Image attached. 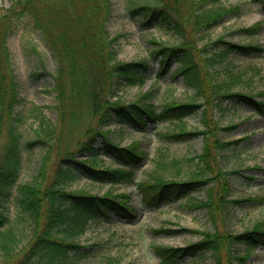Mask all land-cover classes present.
Instances as JSON below:
<instances>
[{"label": "trees", "instance_id": "16d2710c", "mask_svg": "<svg viewBox=\"0 0 264 264\" xmlns=\"http://www.w3.org/2000/svg\"><path fill=\"white\" fill-rule=\"evenodd\" d=\"M220 1L152 0L140 5L132 3L129 8L132 16L142 17L144 28L156 26L164 29L166 34L175 36V44L172 45L154 42L159 47L152 51V57H161L158 76H163L174 63H179L175 77L182 76L185 86L194 91L193 101L173 100L161 110L149 103L153 95L151 90L129 103L116 93L117 85H143L148 62L125 63L117 60L118 53L113 48L116 37L110 38L106 31V23L111 16L109 0H19L12 3L10 14L23 16L29 13L32 16L58 64L54 80L55 108L59 119L54 126H45L42 119L39 137L33 143L52 142L59 128L64 125L77 127L82 117H90L95 125H87L85 140L79 143L76 151H64L51 181L43 185L42 179V182L35 181L19 187L18 204L23 215L20 220L25 224L21 233L28 231L30 234V240L24 247L17 248L21 233H17L13 227L5 231L1 229L8 226V218L0 211V264H76L88 255L87 252H80L84 247L77 244L76 240L85 233L91 220L108 218L110 213L122 220L136 219L130 196L115 193L114 188L132 182L135 170L144 163L147 154L140 149L137 141L128 146L114 142L109 136L112 123L121 128L132 126L143 133L151 124L177 120L176 131L161 134V137L189 141L202 136V152L197 164L199 170L194 173L197 174L195 177L180 181L161 176L139 184L142 201L151 209L175 203L206 187L207 197L194 203L197 202V208L207 210L213 230L200 233L202 240L186 247L155 245L153 249L160 264H184V259L208 252L212 253L215 264H248L254 250L264 246V222L240 233L228 232L223 227L222 231L219 229L221 224L224 226L229 221L231 203L242 204L249 200L230 197L232 188L227 177L229 172L220 167L219 160L221 151L237 146L241 140H220L218 132L230 130L233 126L220 127L208 111L220 106L226 98H237L256 112L264 114V101H255L254 96L232 92L239 76L235 78L232 68L226 66L229 65L226 60L230 54H258L263 51L261 46L227 42L222 36L197 47L196 40L200 35L224 16L236 12V8L217 6ZM257 1L264 7V0ZM10 17L0 14V138L7 120L11 127V141L0 159V207L4 194L19 178L20 166L19 148L12 124L20 120L14 115L17 99L8 100L10 89L15 87L13 79H10L12 63L7 46L12 27ZM189 22L193 35H198L195 41L188 34ZM261 30V23H258L244 31L249 35H257ZM209 47L212 52L208 50ZM222 67L224 69L219 70ZM222 73L227 80H219ZM111 96L116 99L111 101ZM198 99L203 100V104H198ZM202 106L201 122L204 129L187 130L183 118ZM97 144L100 146L97 147ZM105 156H110L117 167L103 166L101 157ZM79 176L93 183L107 184L109 189L102 195L68 189V184ZM185 231L187 229L164 227L155 230L156 233L169 236ZM238 246L242 249H238Z\"/></svg>", "mask_w": 264, "mask_h": 264}, {"label": "rangeland", "instance_id": "374dc122", "mask_svg": "<svg viewBox=\"0 0 264 264\" xmlns=\"http://www.w3.org/2000/svg\"><path fill=\"white\" fill-rule=\"evenodd\" d=\"M19 0H0V14L9 15L12 3ZM111 16L106 23V31L110 38L116 40L113 44L117 51V60L125 63L147 61L148 71L143 85H117V94L126 102L135 101L138 96L148 90L153 92L149 103L161 110L164 105L173 100L190 102L194 99V91L184 85L181 76L174 75L180 64L174 63L163 76H158L161 68V57L153 58L152 51L159 47L155 41L168 45L175 44V36L166 34L164 29L156 26L144 28L141 16H132L129 8L133 4L140 5L152 0H109ZM223 8H236L235 13L224 16L218 23L207 29L196 40L197 47H202L211 41L225 37L227 42L239 45H260L263 51L258 54L244 56L232 53L226 63L234 71L235 82L232 92L254 96L255 101H264V7L257 0H221L217 5ZM12 17V27L7 39L12 73L10 79L15 87L10 89L8 100L16 97L14 115L20 118L12 122L13 134L19 148V178L4 194L0 211L8 218L5 231L13 227L17 233L25 226L20 220L22 213L18 204L19 187L35 181L45 183L54 178L60 157L66 150L76 151L79 143L85 140V131L89 123L95 125L90 117H82L77 127L64 125L58 129L55 140L45 144L33 143L38 137L42 119L46 125H55L59 114L56 105L54 75L58 64L42 31L36 27L32 16ZM10 17V19H11ZM261 23L262 30L257 35H249L244 30ZM187 28L191 40L195 41L192 25ZM209 47V51L212 52ZM196 59H198L197 52ZM224 67L219 68L223 70ZM219 75V80H227L225 74ZM218 78V76H216ZM119 87V88H118ZM111 101L116 98L110 97ZM221 105L208 111L213 121L220 127H231L230 130L218 132L222 141L241 140L228 150L221 151L220 167L229 172L228 179L232 188V199H248L242 204H230L228 225L219 229L232 233H240L254 228L264 222V114L258 113L251 106L237 98H226ZM198 104L203 100L198 99ZM204 106L195 113L183 118L186 129L195 131L204 129L201 115ZM69 119L66 120V124ZM177 120H167L149 125L145 132H140L132 126L121 128L111 124L110 138L121 146L138 142L140 149L146 152L147 159L135 170L131 183L115 186L114 192L128 194L130 204L136 211L135 220H122L110 213L108 218H97L90 221L85 233L76 240L80 252L87 256L76 264H160L153 247L155 245L170 247H186L202 240L200 233L213 230L207 210L197 208V200L207 197L206 187L191 193L188 197L175 203L164 204L151 209L142 201L139 184L152 181L157 177L185 181L195 177L199 170L198 156L202 152V136H196L189 141H176L161 137L164 133L176 131ZM10 121L7 120L0 138V159L3 157L11 141ZM43 137L42 135H40ZM100 142V141H99ZM29 143H32L29 146ZM51 145V148L49 145ZM97 147L100 144L96 145ZM50 150L49 154L48 151ZM47 158L45 166L44 159ZM103 166L117 167L110 156L101 157ZM42 169L44 172L41 173ZM252 178H249L251 177ZM43 179V180H42ZM213 184V183H210ZM68 189L83 190L92 194L102 195L109 185L93 183L84 176L77 177L68 184ZM260 198V200H256ZM253 199V200H250ZM190 203H189V202ZM22 215V216H21ZM167 228L187 231L169 236L156 233V229ZM223 227V228H222ZM30 240L29 232L19 235L17 248L24 247ZM238 249L242 247L238 246ZM184 264H215L212 253L184 259ZM248 264H264V246L254 250L247 261Z\"/></svg>", "mask_w": 264, "mask_h": 264}]
</instances>
